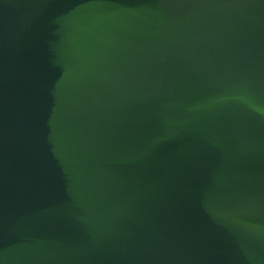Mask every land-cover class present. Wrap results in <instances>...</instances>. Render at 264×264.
I'll use <instances>...</instances> for the list:
<instances>
[{"label":"water","instance_id":"water-1","mask_svg":"<svg viewBox=\"0 0 264 264\" xmlns=\"http://www.w3.org/2000/svg\"><path fill=\"white\" fill-rule=\"evenodd\" d=\"M0 264H264V0H0Z\"/></svg>","mask_w":264,"mask_h":264}]
</instances>
